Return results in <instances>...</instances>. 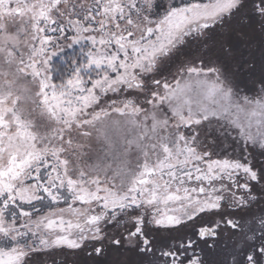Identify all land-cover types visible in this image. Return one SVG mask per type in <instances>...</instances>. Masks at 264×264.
<instances>
[{
  "label": "snow or ice",
  "instance_id": "snow-or-ice-1",
  "mask_svg": "<svg viewBox=\"0 0 264 264\" xmlns=\"http://www.w3.org/2000/svg\"><path fill=\"white\" fill-rule=\"evenodd\" d=\"M0 264H264V0H0Z\"/></svg>",
  "mask_w": 264,
  "mask_h": 264
}]
</instances>
